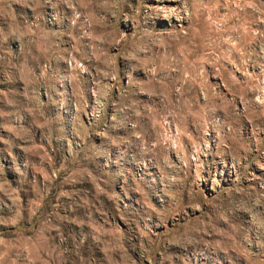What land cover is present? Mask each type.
<instances>
[{
	"label": "rangeland",
	"instance_id": "374dc122",
	"mask_svg": "<svg viewBox=\"0 0 264 264\" xmlns=\"http://www.w3.org/2000/svg\"><path fill=\"white\" fill-rule=\"evenodd\" d=\"M0 264H264V0H0Z\"/></svg>",
	"mask_w": 264,
	"mask_h": 264
},
{
	"label": "bare ground",
	"instance_id": "6f19581e",
	"mask_svg": "<svg viewBox=\"0 0 264 264\" xmlns=\"http://www.w3.org/2000/svg\"><path fill=\"white\" fill-rule=\"evenodd\" d=\"M157 1H159V0H157ZM163 2V1H162ZM176 16V15H175Z\"/></svg>",
	"mask_w": 264,
	"mask_h": 264
}]
</instances>
